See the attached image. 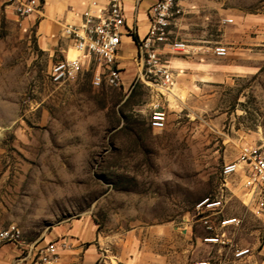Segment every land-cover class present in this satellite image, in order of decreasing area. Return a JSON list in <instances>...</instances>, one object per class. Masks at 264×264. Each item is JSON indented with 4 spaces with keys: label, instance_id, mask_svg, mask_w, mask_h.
<instances>
[{
    "label": "rangeland",
    "instance_id": "374dc122",
    "mask_svg": "<svg viewBox=\"0 0 264 264\" xmlns=\"http://www.w3.org/2000/svg\"><path fill=\"white\" fill-rule=\"evenodd\" d=\"M8 4L0 10V230L18 227L26 248L2 247L4 264H35L29 247L52 241L66 242L59 264L218 256V246L196 247L207 232L195 208L217 197L221 169L242 146L264 148V0H179L171 30L191 52L167 54L175 95L162 102L134 63L121 88H95L89 73L52 84L61 31L41 30V14L19 17ZM217 46L227 57L214 55ZM159 102L168 113L162 131L149 125ZM231 189L220 219L241 220L228 236L252 248L241 263L250 264L260 258L263 221L242 189Z\"/></svg>",
    "mask_w": 264,
    "mask_h": 264
},
{
    "label": "built area",
    "instance_id": "2783aa9c",
    "mask_svg": "<svg viewBox=\"0 0 264 264\" xmlns=\"http://www.w3.org/2000/svg\"><path fill=\"white\" fill-rule=\"evenodd\" d=\"M11 1L19 17L42 12L39 0ZM178 1L157 0L151 5L148 31L135 41L137 52L131 59L138 78L159 93L161 102L169 99L176 82L167 54L188 55L191 52L184 41L174 38L171 30ZM226 22L231 23L232 20ZM124 35L134 38L135 33L126 27L122 0H109L104 6L92 3L78 22L61 23L60 37L65 41V47L60 49L61 57L50 67V82L67 84L89 73L95 88H121L124 85V68L120 52ZM71 51L75 54L72 58L69 56ZM213 53L218 58H225L228 48L217 46ZM161 102L153 106L149 115L150 127L159 131L166 128L168 119ZM220 175L222 183L217 197H207L195 208L197 221L207 232L202 243L218 246L219 257L194 260L190 264H239L252 255L251 247H241L228 236V230L239 227L241 220L237 217L220 219L233 187L242 189L243 204L251 206V211L263 221L259 247L264 249V148L242 146L238 157L223 165ZM9 244L20 246L21 251L26 248L23 233L18 227L0 230V249ZM65 246L66 242L52 241L41 247L30 246L27 254L32 253V259L36 258L35 264H59V249Z\"/></svg>",
    "mask_w": 264,
    "mask_h": 264
},
{
    "label": "crops",
    "instance_id": "0c3cea01",
    "mask_svg": "<svg viewBox=\"0 0 264 264\" xmlns=\"http://www.w3.org/2000/svg\"><path fill=\"white\" fill-rule=\"evenodd\" d=\"M9 1L11 0H0V10L8 12L12 8V5L8 4ZM108 1L109 0H42L43 5L42 12L40 15V29H43L45 32L56 30L57 34H59V32L61 31V23H70V20L72 22H78L81 14L86 11L92 3L95 2L100 6H104L108 3ZM156 1L157 0H122L124 15L126 18V27L134 30L135 36L140 39L143 38L148 31L147 29L149 28V9L151 5L154 4ZM262 22L264 23V20ZM122 40L123 42L120 53L121 57L123 58V60H121V65L124 68L126 63H129L131 65L133 64V62L131 61V57L136 54L137 47L135 40L132 37L124 35ZM182 233L187 237L189 236V238L192 235V231L190 232L182 230ZM195 243L196 247L203 245L202 238L200 236H196ZM91 247L88 248V252L89 250H91ZM2 251L3 250L1 248L0 264L5 263V260L2 256ZM168 251L169 257H172L173 252L170 250ZM257 256H260V258L256 257L254 259H251L250 264H264V249L261 250ZM251 257L253 256H249L247 258ZM197 258L198 255L196 256L195 260H197ZM242 262H244V260L241 261L239 264H241Z\"/></svg>",
    "mask_w": 264,
    "mask_h": 264
},
{
    "label": "bare ground",
    "instance_id": "6f19581e",
    "mask_svg": "<svg viewBox=\"0 0 264 264\" xmlns=\"http://www.w3.org/2000/svg\"><path fill=\"white\" fill-rule=\"evenodd\" d=\"M32 16V15H31ZM74 52H70V54H69V56L72 58V57H74ZM173 89H175V87L173 88ZM173 89H172V92H170L171 94H173V95H175V93L173 92Z\"/></svg>",
    "mask_w": 264,
    "mask_h": 264
},
{
    "label": "trees",
    "instance_id": "16d2710c",
    "mask_svg": "<svg viewBox=\"0 0 264 264\" xmlns=\"http://www.w3.org/2000/svg\"><path fill=\"white\" fill-rule=\"evenodd\" d=\"M134 40L137 42L139 40V38L137 36H135Z\"/></svg>",
    "mask_w": 264,
    "mask_h": 264
}]
</instances>
